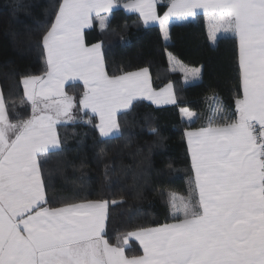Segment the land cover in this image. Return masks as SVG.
<instances>
[{
    "label": "snow or ice",
    "instance_id": "snow-or-ice-1",
    "mask_svg": "<svg viewBox=\"0 0 264 264\" xmlns=\"http://www.w3.org/2000/svg\"><path fill=\"white\" fill-rule=\"evenodd\" d=\"M157 3L129 0L123 7L146 25L158 21L165 39L171 17L202 10L212 41L231 32L238 45L235 113L212 97L206 126L185 133L193 175L187 196L169 194L172 222L137 227L110 243L108 209L117 201L51 206L43 163L61 150L57 127L74 119L77 103L99 117L95 127L105 137L119 131L118 113L140 97L177 103L171 83L152 89L147 68L109 75L102 44L85 42V29L94 20L106 28L118 0H61L41 38L46 72L21 80L19 106H30L28 118L10 117L19 116L17 105L10 107L0 89V264H264V0H170L163 16ZM180 71L200 75L199 68ZM75 81L84 86L78 101L64 88ZM180 112L190 121L197 115ZM131 238L142 254L126 253Z\"/></svg>",
    "mask_w": 264,
    "mask_h": 264
},
{
    "label": "trees",
    "instance_id": "trees-1",
    "mask_svg": "<svg viewBox=\"0 0 264 264\" xmlns=\"http://www.w3.org/2000/svg\"><path fill=\"white\" fill-rule=\"evenodd\" d=\"M101 29L94 20L85 31L87 44L101 43L109 75L148 68L154 89L168 83L175 87L178 102L155 106L136 100L118 116L120 133L103 138L95 115L78 109L76 119L59 124L61 150L49 154L43 175L51 206L84 200L117 201L109 205L107 239L117 238L137 227L171 221L169 194L188 195L193 175L185 131L204 127L218 97L229 113H235L240 92L238 45L233 34L210 39L207 17L173 22L166 42L161 27L145 26L138 14L119 4ZM61 0H0V85L9 106L15 102L17 117L26 119L30 106L20 107L21 80L46 72V53L41 38L54 20ZM170 0H158L164 12ZM169 53L190 67H201V78L185 83L180 71L172 70ZM188 108L197 115L190 121L180 112ZM231 118H235L234 115ZM91 123H88V121ZM127 252L140 253L136 243Z\"/></svg>",
    "mask_w": 264,
    "mask_h": 264
},
{
    "label": "crops",
    "instance_id": "crops-1",
    "mask_svg": "<svg viewBox=\"0 0 264 264\" xmlns=\"http://www.w3.org/2000/svg\"><path fill=\"white\" fill-rule=\"evenodd\" d=\"M128 2H129V1L123 2V3L119 4V6H120L122 9H124L126 12H129V13H135V14H138V15H139V13L132 12V11H130L129 9H126V8L123 7V5H124L125 3H128ZM117 7H118V4H117V6H115V7L113 8V10L116 9ZM113 10H112V11H113ZM112 11H111V12H112ZM166 11H167V9H166L164 12L160 13L159 10H158V3H157V13H158V15L163 16V14H164ZM109 14H110V13H109ZM109 14H108V15H109ZM198 14H204V13H203L202 10H200ZM204 15H205V14H204ZM139 16H140V15H139ZM140 18H141V17H140ZM191 18H194V17H188V18L171 17L170 20H169V25H168V39H165V38H164L165 41H166V42L169 41V28H170V26H171V24H172L173 22L181 21V20H186V19H191ZM141 20H142V18H141ZM93 23H94V21H93ZM142 23H143V20H142ZM143 24H144V23H143ZM144 25L147 26V27H148V26H154V25H158V26H160L158 21H155V22H149L147 25H146V24H144ZM92 26H93V24H92ZM92 26H91V27H92ZM91 27H90V28H91ZM87 29H89V28H87ZM87 29H85V31H86ZM208 31H209V25H208ZM231 34H232L231 32H223V31H221L220 33H218V38L221 37V36L231 35ZM84 36H85V32H84ZM163 36H164V35H163ZM217 40H218V39H217ZM217 40H216V41H217ZM216 41H212V42L215 43ZM85 42H86V40H85ZM98 43H99V42H98ZM94 44H95V43H94ZM88 45H92V44H88ZM169 62H170V66H171L172 70H174V71H180V67H181V66L186 67V68H199V69H200V75H199L198 77H195V78L191 77L190 75L186 78V77H185V73L182 72V71H180V72L183 74V76H184V81H185V83H192V82H195V81H197V80H199V79L201 78V74H202V68H201V67H190V66H187V65H185L183 62H181L180 60H178V59H177L174 55H172L171 53H169ZM105 66H106V64H105ZM142 69H144V68H142ZM147 69H148V68H147ZM138 70H140V69H138ZM138 70H135V71H138ZM148 72H149V76H150L151 86H152V89H153L154 91L159 92L161 89L165 88L168 84H170V83H168V84H166L164 87H162V88H160V89H154L153 84H152V75H151V72H150L149 69H148ZM40 76H41V75H40ZM171 84H172V83H171ZM172 85H173V84H172ZM64 88H65V92H66L68 95H70V96H74V97L76 98L77 101L79 100L80 96L82 95V93H83V91H84V86H83V82H82V81L66 82ZM0 89H2V86H1V85H0ZM173 91H174V94H175V96H176V91H175V87H174V85H173ZM176 99H177V102H178V98H177V96H176ZM137 100H146V101H148V102L154 104L155 106H159V107L173 105V104H171V103H164L163 100H161L160 103H155L154 101L147 99V97H140V98H138ZM135 101H136V100H135ZM133 103H134V102H133ZM78 109L81 110L83 113H84V112H88V113L92 114L90 110H83V109L81 108V106L77 103L76 107L73 109L72 113L70 114V115H72V116L74 117V119H72V120H68V121H65V122H63V123H70V122L74 121V120L76 119V115H77ZM124 111H126V110H123V111H121V112H124ZM121 112H120V113H121ZM120 113H118V115H117V120H118V116H119ZM92 115H95V114H92ZM95 116L97 117V119H98V123H99V117H98L97 115H95ZM63 123H61V124H63ZM58 126H59V125H58ZM195 129H197V128L187 129V130L185 131V133H186L187 131H191V130H195ZM57 131H58V127H57ZM98 131H99V130H98ZM258 132H259V128H257V133H258ZM119 133H120V128H119V131H117V132H115V133H112V134H110L109 136H106V137H105V136H101V137H103V138H110V137H113V136L118 135ZM58 134H59V133H58ZM99 134H100V133H99ZM185 137H186V135H185ZM186 142H187V137H186ZM187 146H188V145H187ZM188 152H189V151H188ZM189 155H190V154H189ZM132 231H133V230H132ZM130 232H131V231H130ZM132 243H136V244L139 246V248H140V253H138V254H136V255H140V254H142V248H141V246L139 245V242L135 240V238H131V239H129V240L127 241V247L130 246V244H132ZM127 247H126V248H127ZM125 251H126V253H127L128 255H131V254H129V253L127 252V249H125Z\"/></svg>",
    "mask_w": 264,
    "mask_h": 264
},
{
    "label": "rangeland",
    "instance_id": "rangeland-1",
    "mask_svg": "<svg viewBox=\"0 0 264 264\" xmlns=\"http://www.w3.org/2000/svg\"><path fill=\"white\" fill-rule=\"evenodd\" d=\"M191 111V110H190ZM187 118V117H186Z\"/></svg>",
    "mask_w": 264,
    "mask_h": 264
}]
</instances>
